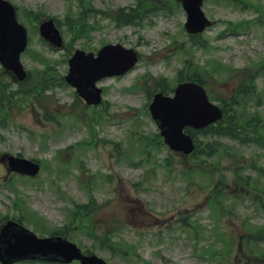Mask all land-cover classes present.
Returning a JSON list of instances; mask_svg holds the SVG:
<instances>
[{
	"label": "rangeland",
	"instance_id": "rangeland-1",
	"mask_svg": "<svg viewBox=\"0 0 264 264\" xmlns=\"http://www.w3.org/2000/svg\"><path fill=\"white\" fill-rule=\"evenodd\" d=\"M9 1L28 30L22 56L27 70L44 71L48 64L63 74L67 51L95 52L107 43L135 49L140 61L127 75L103 83L108 112L97 122L86 118L83 105L73 104V92L64 86L44 94L51 113L67 114L57 123L39 115L38 108L22 109L14 101L7 105L12 116L0 125V155L39 160L42 170L29 181L11 175L0 162V218H21L39 236L67 225L70 240L108 264H264V151L229 138L200 136V142L215 144L218 151L212 158L191 160L151 141L158 129L148 111L155 82L164 78L175 87L188 64L207 72L205 87L219 107L213 98L228 99L240 75L251 70V93L236 109L264 120V68L255 71L264 62V0H204L203 11L214 23L200 35L203 48L191 44L186 14L176 0H150L153 12L135 27L117 26L113 15L136 0ZM83 7L86 17L79 22ZM46 18L58 21L64 50L41 41L38 24ZM235 25L236 32L227 31ZM0 82L4 100L12 89L5 92L1 76ZM85 142L91 146L72 149ZM116 146L125 153L124 161L116 157ZM75 153L84 170H76ZM58 164L70 174L61 176ZM92 174L98 176L90 178L95 185L87 190ZM91 197L94 228L77 225L72 203L87 204ZM118 220L127 226L117 230ZM119 248L125 255L118 254Z\"/></svg>",
	"mask_w": 264,
	"mask_h": 264
},
{
	"label": "water",
	"instance_id": "water-1",
	"mask_svg": "<svg viewBox=\"0 0 264 264\" xmlns=\"http://www.w3.org/2000/svg\"><path fill=\"white\" fill-rule=\"evenodd\" d=\"M180 2L187 13L185 26L189 33L202 32L211 25L201 9L203 0ZM40 32L57 47L62 46L60 32L53 20L43 22ZM26 45L27 33L17 22L14 7L9 2L0 0V62L21 80L25 78L26 73L19 57ZM137 60L133 50L125 49L121 45L104 46L97 57L92 53L86 54L77 50L70 59L67 80L89 102L94 99V91L99 93L95 88L96 81L105 76L126 73ZM151 112L160 125L165 142L172 149L186 153L194 149L191 138L183 134L186 126L201 128L222 118V112L209 102L204 88L192 82L180 84L173 98L157 94L151 105ZM9 160L12 169L17 172L33 176L39 171V167L29 160L13 157ZM28 258L65 263L79 260L81 264H106L95 255H84L74 244L61 238L38 239L30 231L9 222L0 232V261L3 264H12Z\"/></svg>",
	"mask_w": 264,
	"mask_h": 264
},
{
	"label": "trees",
	"instance_id": "trees-1",
	"mask_svg": "<svg viewBox=\"0 0 264 264\" xmlns=\"http://www.w3.org/2000/svg\"><path fill=\"white\" fill-rule=\"evenodd\" d=\"M240 2L242 3L243 1L241 0ZM151 9H153V2L150 0H137V5L135 7L118 10L115 20L118 24L137 23V21L143 19V17L148 16ZM85 13L86 11H82L79 14V22L84 19ZM231 27L236 29L238 25ZM200 45L204 46L203 43H200ZM261 67L264 68V62L260 67L256 68L255 71L260 70ZM185 69L184 74L182 72L183 70L179 72L180 80H198L204 83V78L207 77L206 71L202 74L198 69L191 68L189 65ZM250 71L251 70H246L245 73L240 75L239 84L235 93L229 96L228 99L221 101L225 107V118L217 125L210 126L204 130L202 132L204 135L218 138H231L242 144H256L264 148V120L257 115L245 117L236 109L251 92L249 88L253 86L251 83L253 84L255 75ZM157 85L162 91H168L165 79L158 81ZM206 146L208 147L206 151L203 152L201 148H197L193 156L196 157L197 155L205 153L211 157L217 152V145L207 144Z\"/></svg>",
	"mask_w": 264,
	"mask_h": 264
},
{
	"label": "flooded vegetation",
	"instance_id": "flooded-vegetation-1",
	"mask_svg": "<svg viewBox=\"0 0 264 264\" xmlns=\"http://www.w3.org/2000/svg\"><path fill=\"white\" fill-rule=\"evenodd\" d=\"M106 105H107V102H102L99 106L94 107L93 109H97V110L101 111L103 109V107L106 106Z\"/></svg>",
	"mask_w": 264,
	"mask_h": 264
}]
</instances>
